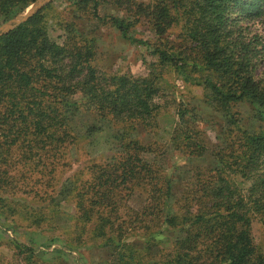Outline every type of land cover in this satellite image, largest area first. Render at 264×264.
I'll list each match as a JSON object with an SVG mask.
<instances>
[{
    "label": "trees",
    "instance_id": "obj_1",
    "mask_svg": "<svg viewBox=\"0 0 264 264\" xmlns=\"http://www.w3.org/2000/svg\"><path fill=\"white\" fill-rule=\"evenodd\" d=\"M35 1L0 0V20ZM112 1L132 11L131 18L100 15L101 3ZM69 5L75 14L59 20L63 32L58 40L47 28L51 4L0 35V205L25 209V218L31 214L35 221L44 214L16 203L17 195L8 199L9 191L24 187L36 194L46 187L19 181L11 190L7 167L15 163V154L23 164L63 157L67 138L74 137L66 107L77 108L78 96L98 116L120 125L123 140L109 162L91 164L84 178L66 177L58 194L75 203L78 223L93 224L88 239L114 250V264H143L153 250L152 264H264L251 230L255 218L264 227V73L258 72L264 64V0H73ZM141 17L159 36L151 51L155 65H170L182 75L200 73L194 81L204 88V102L224 117L210 153L213 162L193 167L179 198L169 178L152 170L146 157L152 143L131 136L138 127H157L158 75L100 72L94 63L95 35L79 30L81 20H108L123 37L139 41L127 31ZM174 24H181L177 41L162 40ZM241 101L258 107L261 124L253 131L240 124L234 110ZM176 117L175 147L191 149L187 154L197 158L207 156L206 145L195 139L200 134L193 107L181 103ZM139 196L144 201L140 210L127 207L126 200ZM146 216L150 219L143 220ZM165 228L176 235L162 238ZM132 231H140L138 240L126 242L123 236Z\"/></svg>",
    "mask_w": 264,
    "mask_h": 264
},
{
    "label": "rangeland",
    "instance_id": "obj_2",
    "mask_svg": "<svg viewBox=\"0 0 264 264\" xmlns=\"http://www.w3.org/2000/svg\"><path fill=\"white\" fill-rule=\"evenodd\" d=\"M72 1L49 0L43 5H52L47 15V28L51 38L58 40V34L63 32L59 20L69 19L75 14L74 10H70L69 4ZM136 1L146 4L154 0ZM34 3L12 12L7 20H0V27L16 24L19 17L27 14ZM98 12L102 16L115 15L125 19H130L132 16V11L115 6L113 1L110 4L101 3ZM139 20L127 31L128 36L139 41H131L123 37L117 28L108 23V20L105 23L97 20H81L79 30L89 36L95 35L94 63L100 72L132 77H144L151 72L158 75L157 82L161 91L160 96L156 98L160 106L156 118L157 127L150 129L138 127L131 136L138 138L144 144L152 143L153 151L146 156L152 163V170L158 176L169 178L171 192L179 198L186 182L194 174L193 167L197 164L209 165L213 162L210 153L218 145V135L224 117L221 112L204 102V88L194 81V79L198 80L196 75L199 76L200 73L182 75L170 65L163 67L155 65L157 57L152 55L151 51L159 36L155 34L147 17H141ZM253 29L259 32L258 26H253ZM180 31L181 24H174L160 37L169 42L177 41L176 36ZM261 34L264 36V32ZM258 72L264 73V64L258 68ZM74 98L77 108L66 107L67 123L74 137L72 139L70 135L67 138L66 147L63 149L64 156L54 159V163L44 159L38 164L37 161L23 164L15 154V157L13 155L15 163L7 167L6 177L12 182L11 190L19 181L29 184L37 181L46 188L42 187L34 194L35 192L31 190L23 191L24 187H22L21 190L13 193L9 191L8 194V199L17 195L15 202L26 204L30 212L34 209L36 215L43 212V215H37L38 221L30 217L31 214H27L28 219H26L23 214L25 209L20 212L7 205H0V264H112L113 259L116 258L113 249L106 246L97 247L88 239L93 224L83 226L78 223L75 203L70 199H63V196L58 194L61 185H64V182L61 183L66 177L76 173L84 178L88 176L87 170L91 164L109 162L119 151L123 140L120 125L114 124L109 118L98 116L88 103L83 102L84 99L80 100L78 96ZM181 103L193 107L198 118L194 123V129L199 130L200 134L198 137L195 136V139L206 145L207 156L197 158L188 155L191 149H188L187 154L186 149L184 152L183 148L182 150L181 147H175L171 132L176 125V111L181 107ZM234 110L237 111L240 124L246 130L253 131L261 124L256 115L257 105L241 101L235 104ZM238 181L239 185L244 187V182ZM52 194L57 196L56 202L50 201ZM155 194L159 195V192ZM135 196L138 195L133 197ZM133 197L126 200V204L129 205L127 207L133 208V211L140 210L144 202L142 197ZM126 210L125 205L122 211ZM142 219H150V216ZM147 224L151 226L150 223ZM251 230L258 251L264 255V227L257 218L252 220ZM137 232L140 231H132L123 238L126 242H135L139 236ZM176 233L175 230L165 228L161 234L162 238H165L172 237ZM26 247L31 251L26 250ZM154 253L155 250L144 257L143 264H152Z\"/></svg>",
    "mask_w": 264,
    "mask_h": 264
},
{
    "label": "water",
    "instance_id": "obj_3",
    "mask_svg": "<svg viewBox=\"0 0 264 264\" xmlns=\"http://www.w3.org/2000/svg\"><path fill=\"white\" fill-rule=\"evenodd\" d=\"M46 1H49V0H36L31 10L27 14L19 17V21L16 24H13L11 26L0 27V35H2L3 33H6L7 31L11 30L12 28L16 27L17 25L27 20L31 15H33L36 11H38L45 4Z\"/></svg>",
    "mask_w": 264,
    "mask_h": 264
}]
</instances>
